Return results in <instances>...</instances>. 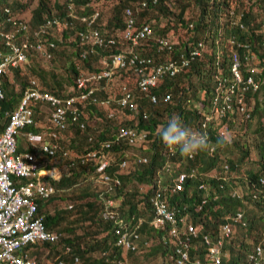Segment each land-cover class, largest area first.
I'll return each mask as SVG.
<instances>
[{
	"label": "trees",
	"instance_id": "16d2710c",
	"mask_svg": "<svg viewBox=\"0 0 264 264\" xmlns=\"http://www.w3.org/2000/svg\"><path fill=\"white\" fill-rule=\"evenodd\" d=\"M105 2L109 4L106 8L103 7ZM140 2L73 0L72 14L68 7L69 0H0V28L11 30L19 21H23L28 25L30 41H34L30 34L33 29L45 19L56 17L59 23L53 36L46 35V39L55 40L57 44H67L70 42L67 37L74 36L71 30L80 25L78 19L98 12L95 26L102 31L108 28L112 32L116 29L113 34L121 43L99 50L94 53L97 57L99 53L108 57L112 50L117 52L128 48L130 41L123 40V31L128 17L133 15L135 28L149 24L152 29V35L141 39L136 47L140 56L150 60L144 66L147 75H152L156 67L166 64L168 60L177 61L180 65L179 72L172 76L160 74L155 77L156 85L150 88L149 93L157 96L156 102L137 90L138 74L129 68L114 72L112 81L102 89V94L118 97L125 90L132 91L138 103V115L134 116L126 109L119 108L121 117L118 114L117 118L110 119L104 106L77 101L67 104L69 124L63 130L59 143L67 149L68 155H63L60 150L54 155H48L38 151V147L35 149L29 145V149L37 155L40 168L58 166L63 169L53 178L44 177V181L53 184L56 189L48 201H53L56 196L64 198L63 207L54 206L53 211L44 213L41 210L43 202L38 200V213L43 214L46 230H70L68 224L62 227L58 225H61V220L69 221L68 216L72 213L74 220L87 222L80 235L61 237L62 249L61 253L55 255V261L62 258L63 264H73L72 256L79 255L83 264H124L129 258L137 259L147 254L155 256L158 264H177L176 241L167 236L165 231L150 225L153 214L148 194L152 189L144 184L153 182L156 170L167 154V146L157 134L160 125L170 116H179L186 126L196 130L202 122H206L202 130L207 133L209 141L205 150L187 159H183L179 151H176L178 157H172L175 162L174 173L192 167L197 177L186 181L182 190L165 192L168 205L180 209L198 232L196 236L190 237V260L187 264H211L202 234L206 233L212 239L218 238L223 223H229L232 231L223 245L224 256L220 264H250L247 262L248 254L257 244L263 248L260 264H264V183L259 182L260 177L264 178V98L259 101L256 92L241 90L242 84H237L231 73L232 56L235 53L242 77L251 74L256 80L264 78V0H159L156 4L148 3L137 10ZM127 9H132V13L126 14ZM213 16L217 20L215 39L212 38ZM8 18L10 21H7ZM159 37L169 39L172 47L161 48L157 43ZM196 50L199 54L191 58V51ZM8 51V46L0 38V58ZM35 58L42 61L34 49H28L25 61L15 67H8L1 75L0 131L8 121L9 111L17 106L31 80L36 82L39 90L66 98L77 95L74 80L80 70L89 72L96 69L89 60H84L80 68H75L71 62L62 69L47 71L34 68ZM183 59L187 62L181 65ZM253 65L259 70L250 73L247 70ZM217 77L225 79L219 85L218 108L224 110L221 114L211 113ZM230 84L235 86L233 93L229 92ZM227 94L231 97L228 101L230 109L226 108L228 103L223 102ZM165 95L169 96L168 101L162 100ZM238 97H242V103H238ZM29 106L34 109L37 123L25 129L40 132L46 138L52 128L47 115H42L44 113L39 109L40 104L32 101ZM241 106L243 111L240 110ZM73 108L80 112L74 121L71 119ZM142 112L147 113V119L141 118ZM210 113L211 116L206 120V115ZM245 113H249V117ZM90 118L97 120L100 128L97 124H90ZM121 125L147 130V141L140 146H129L125 142L111 145L107 152L111 162L103 169H98L101 158L89 160L85 165L71 163L76 158L74 155L96 148L100 141L110 137V128ZM225 131L231 137L230 143L218 144L220 134ZM69 132L72 134L67 137ZM127 149L146 154L148 162L138 163L131 155L126 157V165L121 166L120 161ZM101 172L119 178L120 186L106 192L107 185L96 182ZM79 180L85 182L83 187L72 191L68 198L65 192L70 186L78 184ZM201 182L209 187L207 196L197 188ZM132 184H138L140 189L131 192L126 190ZM238 189L242 193L232 195ZM100 193L105 197L121 198L119 211L122 216L144 219L138 229V238L134 239L136 251L115 246L114 236L118 237V234L112 231V222L100 218L103 207ZM205 197V203L201 204ZM239 211L243 215L242 221L234 222L230 217ZM54 244L39 240L30 247L34 249ZM64 245L72 247L71 251L64 252ZM32 252L30 256L39 264L37 253L32 255Z\"/></svg>",
	"mask_w": 264,
	"mask_h": 264
},
{
	"label": "built area",
	"instance_id": "2783aa9c",
	"mask_svg": "<svg viewBox=\"0 0 264 264\" xmlns=\"http://www.w3.org/2000/svg\"><path fill=\"white\" fill-rule=\"evenodd\" d=\"M72 1L73 0H69L70 6ZM157 1L158 0H141L137 10L142 9L148 3H156ZM131 13L132 9L126 10V14ZM96 15L97 14H94L93 18L88 20V24L92 23L91 21ZM7 21H10V19L8 18ZM58 23L59 21L55 17L45 19L31 31L30 34L34 38V41L29 40V28L23 21H19L11 30L5 31L0 28V38L9 48V51L0 58V99L2 98L1 75L6 72L8 67H15L19 63L25 61L26 51L28 49H34L38 55L45 59H50L52 57L50 50L55 46V43L53 40H47L46 35H50L51 29L58 25ZM96 34V31L91 34L80 32V41L84 42L91 37L94 45H103V40L95 36ZM150 35L151 29L149 25L144 24L140 28H134L133 15L128 17L123 37L128 42L130 41L129 43L131 45H136L139 40L147 38ZM157 43L161 48L166 47L170 49L172 46L169 39L165 37H159ZM262 43L264 45V38ZM198 54V50L191 51V58ZM80 55L85 57L87 51H80ZM232 59L231 73L237 84H242L241 90H250L251 92L263 90L264 78L256 80L251 74L242 77L239 71V59L235 53ZM136 60L140 65L137 67L139 70L144 69L143 65L148 63V60L145 58H140L134 54L126 55L122 52L113 53L107 59L102 58L100 63L103 67V71L101 73H93L85 77L80 75L76 78V85L79 92L75 98L84 100L93 93L92 88L84 92L81 91L87 80L93 79L97 81L102 78H110L116 68L135 65ZM186 62L187 61L183 59L181 65L186 64ZM179 69L180 65H178L177 61L168 60L166 64L156 67L152 75L140 79L138 85L141 90L147 91L149 85L155 83L156 76L160 74H169L172 76L179 72ZM258 70V67L253 65L247 71L253 73ZM217 80L219 84L215 87L216 93L213 97L211 113L217 112L221 114L224 110L218 108L219 85L225 82V79L217 77ZM234 90L235 86L230 84L229 92L233 93ZM168 97L169 96H166L165 100L168 99ZM75 98L70 97L65 103L69 105L74 102ZM151 99L152 101H156L154 96H152ZM230 99L231 97L228 94L223 99L224 103H228L227 109H230V104L228 102ZM93 100H95L94 97ZM242 100V97H238L237 99L238 103H242ZM31 101L46 104L47 108L49 110L51 109L50 117L52 122L59 128H64L66 126V108L64 105L62 106V99L47 91H40L34 80H31L30 85L24 90L17 106L8 113V121L5 123L3 131L0 133V264H36V260L28 254L26 247L38 240L55 242L59 240L61 236L57 232L46 230L43 223V216L38 213V199L49 198L54 193V187L46 185L40 180L43 174L38 170L34 154L31 151H17L16 136L25 125L34 122L33 110L29 106V102ZM118 101L121 105L128 106L130 110H136V104L131 99V93L126 92ZM240 110L243 111V106L240 107ZM211 113L206 115V120L211 116ZM71 114V119L74 121L79 115V112L72 109ZM245 116L248 117V113H246ZM80 125L83 126V124ZM205 125L206 122H202L200 128L197 130L203 131L202 129ZM26 136L27 139L32 142H41L43 139L41 134L33 132H27ZM48 136L50 140L44 141L40 147L42 151L49 155H53L59 147L56 143L57 132L51 131L48 133ZM145 137V132L138 133L134 129L121 127L116 133L115 140L119 141L120 139H124L129 144H138L141 143ZM109 146V142L102 144V147L107 148ZM99 150L88 151L81 157V162L95 158L98 153H100ZM166 153V160L156 172L154 181L149 185L152 189L149 194V203L153 214L151 225L154 228L165 231L167 236H170L176 241V263L187 264L190 260L188 252L190 237L196 236L198 232L194 224L188 222L186 215L180 209L168 205L165 192L169 190L172 192L182 190L186 181L196 179L197 173L194 168L190 167L179 169L178 172L172 174V170L175 166L172 157H178V155H176V151H173L169 147L166 148ZM191 156L192 155H182V158L187 159ZM137 161L146 162L147 158L144 156L138 157ZM125 164L126 161L123 159L121 161V166ZM98 181L107 185V187H105L106 192L113 191L115 186L118 187L120 185L119 178L112 177L105 172L99 175ZM259 182L263 184L264 178L260 177ZM197 188L204 192V196L208 195L209 191H207V189L209 187L207 184L203 182L198 183ZM100 195L104 203L101 217L112 221L113 229L120 233V236L116 237V245L126 250H135L136 244L131 242L128 238L130 235H134L135 237L139 235L138 228L143 219L138 218L133 222L131 221L132 228H130L129 224L125 222V219L120 216L117 210L119 202L111 197L104 198L102 193ZM232 195L238 194L233 191ZM205 201L206 197L201 200V204H204ZM242 216V212L239 211L230 218L234 222H237L242 221ZM231 231L232 226L229 223H223L218 238L212 239L208 234H202V240L208 248V256L211 260V264L221 263L222 257L224 256L222 248L226 239L231 234ZM164 242L166 243V240H164ZM69 250L70 248L68 246L65 247L66 252ZM261 256L262 247L258 244L249 252L247 262L250 264H260ZM73 260L76 264H79V258L77 256H73ZM58 264H63V261L60 260Z\"/></svg>",
	"mask_w": 264,
	"mask_h": 264
},
{
	"label": "clouds",
	"instance_id": "9594fccd",
	"mask_svg": "<svg viewBox=\"0 0 264 264\" xmlns=\"http://www.w3.org/2000/svg\"><path fill=\"white\" fill-rule=\"evenodd\" d=\"M159 1V0H158ZM158 1L156 2V3H158ZM156 3H150V4H156ZM69 4H70V2H69ZM68 4V7L69 8H71V13L73 14V11H74V5H73V3L71 4V6ZM94 14H97L96 12L95 13H92L91 15H88V16H81L79 19H78V22L80 23V25L77 27V29H75V30H71L72 32H73V37H74V42L75 43H71V37H67L68 39H69V43L73 46V53H74V55H75V57H74V59L72 60V61H70L69 63L71 64V62H73V64H75V68H80V66L84 63V60H89L90 61V63L93 65V66H95V68L96 69H94V70H91V71H89V72H85V71H79V73H78V75L76 76V78L78 77V76H89V75H91V74H93V73H101L102 71H103V67H102V65H101V59L102 58H104V59H107L109 56H111V54H113V53H117V52H122V53H124V54H126V55H131V54H134V55H136V56H138V57H140V58H145L144 56H140V54L136 51V47L139 45V42H140V40L138 41V43L136 44V45H131L130 43H129V46H128V48H124V49H121V50H119V51H117V52H114L113 50L111 51V52H109V55H108V57H104V56H102L101 54H103V53H99V56L97 57L96 55H94V53H98L99 52V50H104L105 48H108V47H112V46H114V45H118L119 43H121L120 41H119V39H117L116 37H115V35L112 33V34H108L105 30L104 31H102L100 28H97L96 26H95V21H96V18H97V16H98V14L96 15V17L94 18V19H92V23H90V24H88V20H90L91 18H93V16H94ZM134 17V16H133ZM51 18H54V17H51ZM56 18V17H55ZM58 19V21H59V18H57ZM134 22H135V18H134ZM126 23H127V21H126ZM126 23H125V26H126ZM147 25H149V24H147ZM57 26V25H56ZM56 26H54L52 29H51V31H50V35L51 36H53V31L55 30V27ZM125 26H124V30H125ZM150 27V26H149ZM135 28V27H134ZM150 29H151V27H150ZM94 31H96V35L95 36H97V37H99V38H101L102 40H103V42H104V44L103 45H101V46H98V45H94L93 43H92V38L90 37L89 39H87L86 41H84V42H81L80 41V37H79V33L80 32H84V33H86V34H91L92 32H94ZM124 32V31H123ZM49 35V34H48ZM151 35H152V29H151ZM150 35V36H151ZM149 36V37H150ZM59 37H61V35L59 36ZM93 37V36H92ZM149 37H147V38H149ZM123 40H125L124 39V37H123ZM54 41V43H55V46L50 50V52H51V54H52V57L50 58V59H45V58H43V57H41L40 55H38L41 59H42V61H46V62H51V61H53V59H54V57H57L58 56V54H59V45L61 44H57L56 43V41L55 40H53ZM126 41V40H125ZM119 42V43H118ZM97 47V48H96ZM172 47V46H171ZM82 50H85V51H87V55L85 56V57H82L81 55H80V51H82ZM146 59V58H145ZM138 60V59H137ZM137 60H136V64L135 65H128V66H125V67H119V68H116L115 70H114V72L116 71V70H118V69H122V68H129V69H131L135 74H138L139 75V79H138V81H137V90L140 92V93H142L143 95H145L146 97H148L149 99H151V97L152 96H154L155 98L157 97V96H155V95H153V94H150L149 93V90H150V88H152V87H154L155 85H156V83H154L153 85H149V88H148V90L147 91H143V90H141L140 89V87H139V85H138V82H139V80L140 79H142V78H147L149 75H147V73L145 72V70L144 69H140L139 70V68H137V67H139L140 65L137 63ZM146 60H148V58L146 59ZM150 62V60H148V63ZM68 63V64H69ZM67 64V65H68ZM147 64V63H146ZM146 64H144L143 66H145ZM114 72L112 73V75H111V77L110 78H102V79H99V80H97V81H94L93 79H89V80H87V82L85 83V86L83 87V89H81V91H87L88 89H90V88H92L93 89V93H91V95L88 97V98H86V99H84V100H80V99H76L75 98V96H77V95H71V96H66V98H60V97H58V96H56V97H58V98H60V99H62V106L64 105V107L66 108V103H65V101L68 99V98H70V97H74L75 98V100H74V102L75 101H77V102H86L87 104H94V105H96V106H104V108H105V110H106V115H107V117L108 118H110V119H112V118H117L118 117V114H119V116L121 117V113L119 112V108H121V109H126L128 112H130V113H132L134 116L135 115H138V112H139V108H138V103H137V101L134 99V95H133V92L132 91H129V90H125L121 95H119L118 97H111V96H109V95H104V94H102V89L103 88H105V86L109 83V81H110V79L113 77V75H114ZM74 82H75V85L77 84L76 83V79L74 80ZM90 82L92 83V84H90ZM90 84V85H89ZM76 88H77V85H76ZM48 92V91H47ZM79 92V89L77 88V93ZM126 92H129V93H131V99H132V101L136 104V110H130L129 109V107L128 106H125V105H121L120 103H119V101H118V99L121 97V96H123ZM49 93H51V92H49ZM251 93H253V92H251ZM257 93V98H258V100L259 101H261V99L262 98H264L263 97V93H264V90H261V91H258V92H256ZM52 94V93H51ZM167 95H165V96H163V98H162V100L163 101H168L169 100V97H168V99H166L165 100V97H166ZM22 97V96H21ZM93 97L95 98V100H93ZM157 99V98H156ZM151 101H152V99H151ZM32 102V101H31ZM152 102H156V101H152ZM35 103V102H34ZM29 104H30V102H29ZM36 104H40V103H36ZM66 104V105H65ZM40 106H42V107H45V108H47V106H46V104H40ZM32 108V107H31ZM74 110H77L76 108H73ZM32 110H33V120H34V122L32 123V124H27V125H25V127L24 128H22L20 131H19V134L16 136V144H17V138L19 137V135H20V133H23V135L25 136V138H26V140L29 142L28 143V145H30V146H33L35 149H37L36 147H38L39 149H38V151H40V152H43V153H46V152H44V151H42L41 150V142H44V141H48V140H50V137L48 136V133L49 132H51V131H56L57 132V139H56V143L58 144V149H56V151H55V153L54 154H56V152L58 151V150H60L61 152H62V154L63 155H68V154H66V151H67V149L66 148H64L63 146H61L60 145V143H59V138L62 136V132H63V130L67 127V125L69 124V122H68V115H67V108H66V126L64 127V128H59V127H57L53 122H52V120H51V117H50V114H51V109L49 110L48 108H47V110H48V113H46V114H42V115H47V117H48V119H49V121H50V123H51V125H52V128L50 129V131L47 133V136H46V138H44V136L40 133V132H33V133H38V134H41L42 135V141L41 142H32V141H29L28 139H27V136H26V133L27 132H32V131H30V130H28V129H25V128H27V126L29 127V126H32V125H35L37 122H36V119H35V112H34V109L32 108ZM79 112V111H78ZM246 114V113H245ZM79 115H80V112H79ZM78 115V116H79ZM78 116L76 117V118H78ZM141 116V118L143 119V120H145V119H147V113L146 112H142V114L140 115ZM248 117H249V113H248ZM135 123H137V122H135ZM82 128L84 127V126H81ZM121 127H126V128H131V129H134L135 131H137L138 133H140V132H145L146 133V137H145V139L143 140V141H141V143H138V144H129V143H127V141L126 140H124V139H120L119 141H116L115 140V136H116V133L118 132V130H119V128H121ZM111 131V135H110V137H108V139H105V140H102V141H100L99 142V144H98V146L96 147V148H93V149H90V150H88V151H92V150H99L100 151V153H98V155L95 157V158H101V162H100V165H99V168L98 169H103L104 167H106V166H108L109 164H110V162H111V158H110V156H107V152L109 151V149H110V147H111V145H113V144H120V142H125L127 145H129V146H140L142 143H145L146 141H147V138H148V131L147 130H144V129H137L136 128V126H129V125H121L120 127H118L117 128V126H115V127H112V130H110ZM158 136H159V138H160V140H161V142L163 143V144H165V146H167V147H169L170 149H172L173 151H179V153L181 154V155H192V154H194V153H196V152H198V151H202V150H205L207 147H208V143H209V141H208V136H207V133L206 132H203V131H199V130H196V129H193V128H191V127H188V126H186L182 121H181V119L179 118V116H170L169 118H168V120L165 122V123H163V124H161L160 125V128H159V131H158ZM230 140H231V137H230V135L227 133V131H225V132H223V133H221L220 134V136H219V138H218V140H217V143L218 144H227V143H230ZM105 142H109L110 143V146L109 147H102V144L103 143H105ZM17 146H18V144H17ZM100 146H101V148H100ZM31 151L29 148H26L25 150H23V151ZM17 151H19L18 150V148H17ZM88 151H86V152H84V153H82V154H80V155H74L76 158L75 159H73L72 160V164L73 165H77V164H81V165H85V163L86 162H88L89 160H93V159H95V158H91V159H88V160H86V161H83V162H81V157H83ZM20 152V151H19ZM33 154H34V159H35V161H36V163H37V166H38V170L39 171H43V170H46L45 168H40V164H38V162H37V159H36V153H35V151H31ZM48 154V153H47ZM53 154V155H54ZM49 155V154H48ZM131 155H133L134 156V159L136 160V162H138L137 161V158L138 157H142V156H144V157H146L147 158V161L146 162H138V163H147L148 162V156L146 155V154H142V153H136L135 151H132V150H130V149H127V150H125L124 151V157L122 158V160L124 159L125 161H126V163H127V158L126 157H130ZM166 158H167V156L165 155V158H164V161L166 160ZM121 160V161H122ZM121 161H120V165H121ZM163 161V162H164ZM162 162V163H163ZM104 163H106V164H104ZM162 163H161V165H160V167L159 168H157V170H156V172L161 168V166H162ZM104 164V165H103ZM103 165V166H102ZM126 165V164H125ZM124 165V166H125ZM102 166V167H101ZM185 166V165H184ZM188 168H190V167H188ZM101 173H104V172H101ZM100 173V174H101ZM106 173V172H105ZM99 174V175H100ZM172 174H174V169L172 170ZM99 175L97 176V178H96V182L97 183H101V182H99L98 180H99ZM155 175H156V173H155ZM155 175H154V178H155ZM47 175H44V176H42V178H40V180L42 181V182H44L46 185H51V186H53L54 187V193L52 194V195H54L55 194V191H56V189H55V186L53 185V184H51V183H47V182H45L44 181V177H46ZM54 176H52V178H53ZM154 181V180H153ZM102 184V183H101ZM120 184H121V182H120ZM151 184V183H150ZM149 184V185H150ZM149 185H147V184H144V186H147V187H149ZM120 186V185H119ZM118 186V187H119ZM115 188V187H114ZM114 190V189H113ZM109 192H111V191H109ZM237 192V191H236ZM101 194V193H100ZM99 194V197H100V199H101V195ZM103 194V193H102ZM150 194V193H149ZM149 194H148V203H149ZM51 195V196H52ZM50 196V197H51ZM50 197L49 198H46V199H38V200H41L43 203H45L46 201H48L49 199H50ZM103 197L104 198H109V197H105V195L103 194ZM111 198H113V199H116L119 203H118V206H117V210H118V212H119V214H120V216L121 217H125V218H127L126 216H122L121 215V213H120V211H119V207H120V203H121V198H115V197H111ZM103 203V202H102ZM103 206H104V203H103ZM149 207H150V210H151V205H150V203H149ZM68 208H71V205H68ZM102 209H103V207L101 208V211H100V218L101 219H103L102 217H101V212H102ZM42 216H43V214H42ZM139 217H134V216H132L131 217V219H125V222H127L128 224H129V226H130V228H132V223H131V221L133 222V221H135V220H137ZM103 220H106V219H103ZM152 220V219H151ZM150 220V221H151ZM107 221H110V220H107ZM112 222V221H111ZM144 222V219H143V221H142V223ZM142 223H141V225H142ZM150 224V223H149ZM151 225V224H150ZM140 227V226H139ZM139 229V228H138ZM114 229H113V222H112V231H113ZM49 231V230H48ZM51 231H53V230H51ZM54 232H57V233H59L61 236H60V238H59V240H57V241H55V242H50V241H46V242H50V243H57V242H60L61 241V237H62V233L60 232V231H54ZM139 233V232H138ZM114 236V235H113ZM39 241V240H38ZM37 242V241H36ZM34 244V243H33ZM114 244H115V246L116 247H118V248H121V249H123L121 246H118V245H116V236H114ZM32 244H29L28 245V247H30ZM258 245V244H257ZM260 245V244H259ZM69 247L70 248V250L69 251H71V249H72V247H70L69 245H64V252H66L65 251V247ZM261 246V245H260ZM28 249V248H27ZM124 250H126V249H124ZM137 250V246H136V249L135 250H130V251H136ZM68 251V252H69ZM129 251V250H128ZM28 252V251H27ZM67 253V252H66ZM28 254L30 255V253L28 252ZM65 254V253H64ZM66 255V254H65ZM74 256H77L78 258H79V264H83V263H81V261H80V257H79V255H74ZM262 256H263V248H262ZM60 260H62L63 261V259L62 258H60L59 260H58V262L60 261ZM58 262H57V264H58ZM72 262H73V264H76L75 262H74V260H73V256H72ZM37 264V263H36Z\"/></svg>",
	"mask_w": 264,
	"mask_h": 264
},
{
	"label": "rangeland",
	"instance_id": "374dc122",
	"mask_svg": "<svg viewBox=\"0 0 264 264\" xmlns=\"http://www.w3.org/2000/svg\"><path fill=\"white\" fill-rule=\"evenodd\" d=\"M108 5L109 4L107 2H105V4H103V7L106 8ZM96 13H98V12H96ZM105 31L108 34H112L116 31V29L111 32V30L107 28V29H105ZM216 35H217V20H216V17L213 16L212 17V38L215 39ZM74 41H75L74 37H71V43H75ZM74 57H75V55L73 53V46L69 42L67 44L61 43L59 45V54L57 57H54L53 61L48 63L46 61L44 62V61H41V60L35 58L33 65H34V68L43 69V70H47V71L57 70V69H60V68L62 69L63 67H65V65H67L70 61H72L74 59ZM65 73H66V71H64V74ZM111 79H110L109 83L112 81ZM114 81L116 82L115 78H114ZM216 82H215L216 84H214V85L218 86V84H219L218 80H216ZM109 83L107 85H109ZM118 83H119V80H118ZM40 91H42V90H40ZM41 113H44V114L48 113L47 108L43 107ZM88 121L90 124H93V125L97 124L98 127L100 128V124L97 123V120L94 121V119L90 118V119H88ZM110 130H112V128H110ZM71 134L72 133H70V132L67 133V137H69ZM90 175H92V174H90ZM83 183H85V182H82V180H79L78 184L70 186V188L65 192V193H67L66 196L69 198V195L72 191H75V189L79 190L81 187H83V185H84ZM138 188L140 189V186L138 184H132L131 186L128 185L126 190L131 192V191H135V190L137 191ZM207 191H209V188L207 189ZM237 192L242 193L240 189H238ZM63 199L64 198H59L58 196H56L53 201H48V202L43 203V206L41 208L42 212L44 213L46 211H53L54 206L63 207V205H64ZM68 219H69V221L67 219L65 221L61 220V225H58V226L62 227V225L68 224V226L71 227L70 230L58 228L59 231H61V233L63 234L62 236L71 237V236H75V235H80L82 233L84 227L86 226L87 222H84L81 220H78L79 221L78 222V221L74 220V213H72V215H69ZM74 225H76V226H74ZM90 230L93 232V229H90ZM54 231H57V230H54ZM99 235L100 234L98 233L97 236L99 237ZM60 247H62V241L55 243L54 245L41 246L39 248L37 247L34 249L29 247L27 249V251L29 253H31V251H33L34 253L32 252V255L37 253L36 259L38 260L39 264H57V262L60 258L57 259V261H55V255L58 253H61L60 249H62V248H60ZM66 256H68V255H66ZM155 258H156L155 256H150L147 254L144 255L143 257L140 255L137 259L129 258L128 260H126L124 262V264H131V263L134 264L135 261L137 262V264H158Z\"/></svg>",
	"mask_w": 264,
	"mask_h": 264
},
{
	"label": "crops",
	"instance_id": "0c3cea01",
	"mask_svg": "<svg viewBox=\"0 0 264 264\" xmlns=\"http://www.w3.org/2000/svg\"><path fill=\"white\" fill-rule=\"evenodd\" d=\"M39 109H40V111H42V109H43V107L42 106H39ZM3 131V129L0 131V133ZM28 141L26 140V138H25V136L23 135V133H20V135H19V137L17 138V144H18V146H17V148H18V150L19 151H23V150H25L26 148H29V145H28ZM43 167L45 166V165H42ZM46 170H43V171H41V173L43 174V176L44 175H47V176H49V177H52V176H54V175H52V173H48L47 171L48 170H50V169H52V168H49V167H44ZM55 168V167H54ZM58 168V166H56V169ZM63 169L62 168H59V171H62ZM44 172H46V174H44Z\"/></svg>",
	"mask_w": 264,
	"mask_h": 264
},
{
	"label": "bare ground",
	"instance_id": "6f19581e",
	"mask_svg": "<svg viewBox=\"0 0 264 264\" xmlns=\"http://www.w3.org/2000/svg\"><path fill=\"white\" fill-rule=\"evenodd\" d=\"M47 172H48V173H52V175L56 176V175L58 174V172H59V168L56 169V167H55V168H52V169L48 170ZM44 174H46V172H44ZM123 218H124V219H128V218H125V217H123ZM151 224H152V223H151ZM115 233L118 234V237L120 236V233H118V232H116V231H115ZM137 238H138V235H137L136 237H135L134 235H130L128 239H129L131 242L134 243V239L136 240Z\"/></svg>",
	"mask_w": 264,
	"mask_h": 264
}]
</instances>
